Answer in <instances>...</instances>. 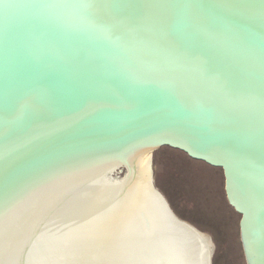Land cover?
Here are the masks:
<instances>
[{
	"label": "water",
	"instance_id": "1",
	"mask_svg": "<svg viewBox=\"0 0 264 264\" xmlns=\"http://www.w3.org/2000/svg\"><path fill=\"white\" fill-rule=\"evenodd\" d=\"M163 146L222 170L264 264V0H0V198L74 151Z\"/></svg>",
	"mask_w": 264,
	"mask_h": 264
},
{
	"label": "bare ground",
	"instance_id": "2",
	"mask_svg": "<svg viewBox=\"0 0 264 264\" xmlns=\"http://www.w3.org/2000/svg\"><path fill=\"white\" fill-rule=\"evenodd\" d=\"M152 149L74 151L2 196L0 264H203L207 237L170 223L151 184Z\"/></svg>",
	"mask_w": 264,
	"mask_h": 264
},
{
	"label": "rangeland",
	"instance_id": "3",
	"mask_svg": "<svg viewBox=\"0 0 264 264\" xmlns=\"http://www.w3.org/2000/svg\"><path fill=\"white\" fill-rule=\"evenodd\" d=\"M151 164L153 186L172 213L211 238V264H246L240 215L227 202L222 170L167 146L151 153Z\"/></svg>",
	"mask_w": 264,
	"mask_h": 264
}]
</instances>
